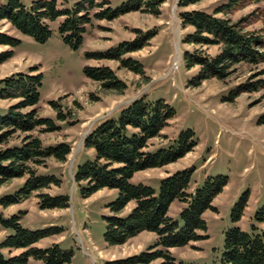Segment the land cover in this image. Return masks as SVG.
<instances>
[{
  "label": "trees",
  "instance_id": "obj_1",
  "mask_svg": "<svg viewBox=\"0 0 264 264\" xmlns=\"http://www.w3.org/2000/svg\"><path fill=\"white\" fill-rule=\"evenodd\" d=\"M58 0H37L28 7L19 0H6L0 4V21H6L18 33L44 43L51 35L49 22L59 18L58 33L62 42L76 51L83 43L86 26L92 19L113 21L130 12H140L153 16L160 14L164 0H127L112 9L106 0H81L70 9H59ZM202 0H179L178 7L185 8ZM264 0H225L211 11L192 10L179 13L181 26L191 28L183 38V43L198 46L195 50L184 51L183 65L186 70L196 68V73L187 82L188 87L197 88L202 82L216 79L225 81L239 64L258 65L264 63V34L247 32V26L264 17V9L258 8L251 19L233 22L229 16L251 4ZM131 42L120 43L106 52H86V60H113L121 68L134 74L143 75V68L126 54L144 48L154 37V32H136ZM19 40L0 33V46L10 50L0 52V65L14 56L13 49ZM219 47V51L209 54L201 47ZM264 75V70L258 73ZM83 75L99 85L104 92L122 93L126 89L115 73L107 66H84ZM42 75L37 68H29L27 73H16L0 80V100H18L6 108L0 116V187L13 180H23L21 189L13 195L0 199V207L6 209L27 200L34 192L58 186L60 181L54 176H37L36 168L47 160L65 162L70 154V146L61 142L44 146L39 135L57 131L51 119L42 118L38 110L39 89ZM264 88V79L248 80L230 89L222 101L232 103L242 93H254ZM58 101L48 104L55 112L56 121H65ZM174 110L164 101L147 102L139 97L123 107L116 119H105L84 139V148L91 150V160L78 166L74 182L78 184L82 199L106 189L117 192L115 200L106 209L103 217L105 229L103 241L107 247L122 246L142 233L155 236V241L144 251L105 264H186L177 261L169 252L172 248H182L202 239L200 232L206 231L203 214L213 211V200L228 183L225 176L207 177L201 185L189 192L194 167L184 168L159 180L158 190L134 184V176L142 171L162 168L192 152L197 146L191 130L181 131L172 146L167 149L148 151L149 141L160 137L161 132L174 118ZM264 125V115L258 121ZM38 132L39 135L34 133ZM39 210L67 209V196L37 195ZM249 192L239 196L230 209L233 226L223 232V250L219 264H264V206L252 216L249 232L241 230L237 223L243 216ZM175 201L185 204L180 210L179 221L169 216V209ZM128 208V210H127ZM25 212L3 217L0 227L11 231L0 243V264H28L30 259L40 264H70L72 253L52 244L47 248L35 245L41 240L59 235L61 230L50 227L28 230L20 226ZM21 250L18 254L13 251ZM5 251V254L3 253Z\"/></svg>",
  "mask_w": 264,
  "mask_h": 264
},
{
  "label": "rangeland",
  "instance_id": "obj_2",
  "mask_svg": "<svg viewBox=\"0 0 264 264\" xmlns=\"http://www.w3.org/2000/svg\"><path fill=\"white\" fill-rule=\"evenodd\" d=\"M28 7L37 0H19ZM81 0H58L59 9H70ZM115 9L127 0H106ZM179 0H164L160 14L153 16L140 12H130L113 21L92 19L86 26L82 45L71 50L65 45L58 33V24L62 18L49 22L50 37L44 43L15 31L6 21H0V33L19 40L13 49L14 56L0 65V80L16 73H27L29 68H37L42 75L39 89L38 110L42 118L51 119L58 127L57 131L39 135L44 146L61 142L67 143L71 150L65 162L47 160L36 168L37 176H54L60 181L58 186L34 192L22 203L3 209L0 215L9 217L19 211L25 212L20 226L31 231L44 228H58L59 235L45 238L39 242V248L57 244L61 250L70 251V264H105L107 261L124 259L144 251L155 241V236L142 233L122 246L107 247L103 241L105 224L103 217L108 215L106 206L115 200L114 190H100L86 199H82L74 174L78 166L91 160L93 153L84 148V139L105 119H116L120 110L131 101L144 97L147 102L164 100L175 112L174 118L161 132L160 137L148 143V151L167 149L172 146L181 131L191 130L197 146L176 163L162 168L149 169L137 173L132 183L143 184L157 191L159 180L175 171L194 167L191 177L192 192L207 177L225 176L228 183L213 200V211H206L203 219L206 231L200 232L202 239L191 242L182 248L169 249L170 254L186 264H219L223 250V232L233 226L230 221V209L240 195L249 192L247 205L237 226L249 232L254 212L264 206V125H258V119L264 115V88L254 93H242L234 102L226 103L222 99L230 89L248 80L264 79L258 73L264 70V63L258 65L239 64L225 81L207 80L197 88L187 86V82L196 73V68L186 70L182 54L198 46L184 44V36L191 28H183L179 13L183 11H211L225 0H202L185 8L178 7ZM6 0H0L5 4ZM264 9V2L251 4L229 18L235 22L251 19L256 9ZM243 28L247 32L264 34V17L258 22ZM154 32V37L139 51L126 54L123 58L137 61L143 68V75L121 68L113 60H86V52H106L120 43L133 41L137 33ZM209 54L219 51V47H201ZM10 50L0 46V52ZM84 66H107L116 77L125 83L122 93L104 92L99 85L83 75ZM59 101L65 121H56L55 112L49 101ZM18 100H0V116L6 108ZM23 185V180H13L0 187V199L13 195ZM196 186V187H197ZM194 188V189H193ZM192 190V191H191ZM39 193L51 196H67V209L39 210ZM175 203L170 216L179 221V208ZM181 206H185L182 203ZM182 207V208H183ZM128 210V208H127ZM11 231L0 227V243L11 235ZM14 251L13 254L20 253ZM5 254V251H3ZM153 262L152 264H157ZM28 264H40L30 259Z\"/></svg>",
  "mask_w": 264,
  "mask_h": 264
},
{
  "label": "crops",
  "instance_id": "obj_3",
  "mask_svg": "<svg viewBox=\"0 0 264 264\" xmlns=\"http://www.w3.org/2000/svg\"><path fill=\"white\" fill-rule=\"evenodd\" d=\"M196 186H197V185L195 184V187H196ZM190 187H191V183H190ZM195 187H194V188H195ZM194 188H193V189H194ZM191 191H192V190H191ZM175 203H178L180 206H179V208L177 209V211L173 213L174 216H175L176 214H179L180 210H181L182 207H183V206H181L182 203H180V202H178V201H175L174 203H172V205H171V207H170V209H169V216H170L171 208H172L173 205H175ZM17 205H18V204H17ZM13 206H15V205H13ZM10 207H11V206H10ZM170 217H171V216H170ZM172 218H173V217H172ZM38 244H39V243H37L35 246H36V247H39ZM12 253H14V251H13Z\"/></svg>",
  "mask_w": 264,
  "mask_h": 264
}]
</instances>
